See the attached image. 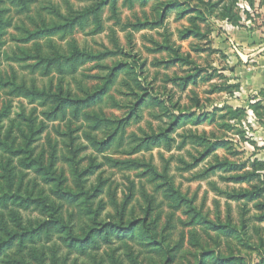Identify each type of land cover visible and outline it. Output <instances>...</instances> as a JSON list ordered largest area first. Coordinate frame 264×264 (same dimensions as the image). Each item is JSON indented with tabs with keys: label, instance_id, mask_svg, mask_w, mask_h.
I'll return each instance as SVG.
<instances>
[{
	"label": "rangeland",
	"instance_id": "obj_1",
	"mask_svg": "<svg viewBox=\"0 0 264 264\" xmlns=\"http://www.w3.org/2000/svg\"><path fill=\"white\" fill-rule=\"evenodd\" d=\"M250 72L264 0H0V264H264Z\"/></svg>",
	"mask_w": 264,
	"mask_h": 264
},
{
	"label": "crops",
	"instance_id": "obj_2",
	"mask_svg": "<svg viewBox=\"0 0 264 264\" xmlns=\"http://www.w3.org/2000/svg\"><path fill=\"white\" fill-rule=\"evenodd\" d=\"M260 52H258V54H259ZM257 54V53H256ZM251 69H253V67L251 68ZM250 78V80H248V83H247V89L249 90V92L248 93H250V95L251 94H256L255 92L257 91V90H263L264 89V84L263 85H261L260 84V80H261V78L259 77L257 80H256V76L254 77L252 74H251V72H250V76H249ZM243 94L245 95L246 94V92H243ZM257 101H259V100H257ZM253 103H255V102H253ZM251 105H253V104H251Z\"/></svg>",
	"mask_w": 264,
	"mask_h": 264
}]
</instances>
